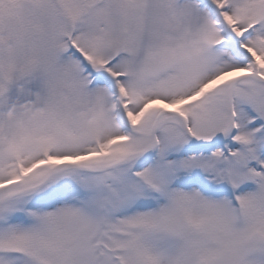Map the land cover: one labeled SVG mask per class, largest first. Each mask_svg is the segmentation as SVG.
Instances as JSON below:
<instances>
[{"label": "snow or ice", "instance_id": "obj_1", "mask_svg": "<svg viewBox=\"0 0 264 264\" xmlns=\"http://www.w3.org/2000/svg\"><path fill=\"white\" fill-rule=\"evenodd\" d=\"M0 264H264V0H0Z\"/></svg>", "mask_w": 264, "mask_h": 264}]
</instances>
